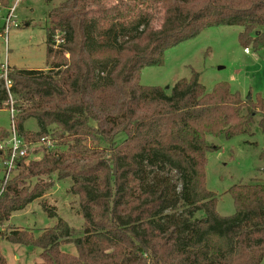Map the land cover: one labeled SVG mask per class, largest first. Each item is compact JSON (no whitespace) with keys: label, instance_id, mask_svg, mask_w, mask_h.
Returning <instances> with one entry per match:
<instances>
[{"label":"trees","instance_id":"obj_1","mask_svg":"<svg viewBox=\"0 0 264 264\" xmlns=\"http://www.w3.org/2000/svg\"><path fill=\"white\" fill-rule=\"evenodd\" d=\"M11 6L0 0V31ZM48 20L47 69L9 66L10 86L0 75V109L17 111L26 139L51 136L55 125L52 135L66 149L21 158L18 173L0 179V228L43 198L57 173L73 181L83 232L73 239L76 229L43 201L53 226L39 236L15 226L4 238L40 248L33 264H262L264 178L231 186L235 212L221 215L206 166L207 152L219 149L208 134L251 132L258 113L264 131L263 95L245 98L226 81L209 90L197 71L171 88L141 77L145 67L165 63L168 48L212 26H241V45L261 49L264 30L255 31L264 27V0H65ZM30 118L39 131L25 129ZM155 169L179 172V182L152 176ZM180 207L182 215L170 212ZM67 243L76 254L62 250Z\"/></svg>","mask_w":264,"mask_h":264},{"label":"rangeland","instance_id":"obj_2","mask_svg":"<svg viewBox=\"0 0 264 264\" xmlns=\"http://www.w3.org/2000/svg\"><path fill=\"white\" fill-rule=\"evenodd\" d=\"M64 1L11 0L12 6L16 4L15 15L18 26H12L5 34L0 31V75L1 67L4 65L47 69L48 12ZM6 12L7 8H4L3 15ZM260 28L264 30V27L260 26L255 31L256 34L260 32ZM242 30L241 26L230 25L204 29L199 35L168 48L165 51L163 65L145 67L142 71L141 83L171 88L177 80L190 78L193 71H197L200 75V82L209 90L216 83L226 81L233 91H239L245 98L250 94L255 99L258 93L264 97V47L254 50L250 46L249 52H246L239 40ZM62 35L58 31L55 40H62ZM261 116V113L255 115L254 122L251 124V132L231 138L223 135L218 137L207 135L209 144L219 146V149L207 152L206 174L208 188L217 193V211L221 215H231L235 212L233 198L227 192L231 186L240 182H249L253 178H264V131L259 126ZM11 118L9 109H0V179L5 173L3 160L7 152L6 149L1 148V145L9 138ZM24 126L27 131L40 130V125L35 118L28 119ZM2 130L9 131L7 137H2ZM56 130V126L53 125L49 131L52 137L50 144L26 139L32 142H27L29 153L28 156L22 158L26 161L39 160L46 154H57L65 150L60 140L52 135ZM124 137L125 134L121 133L117 136V140L120 141ZM91 144L100 147L106 145L103 141ZM17 173L16 168L11 177ZM154 174L166 175L172 179L173 183H178L180 179L179 172L175 170L158 171L155 169L152 176ZM51 177L55 183L46 191L43 198L37 199L24 210L15 212L3 226V230L0 228V231H3L0 235V254L4 256L6 264H33L41 260L40 248L10 242L3 235L9 233L12 227L19 226L31 229L36 236H39L43 229L53 226L55 219L50 218L42 209L43 201L56 207L59 215L76 229L73 239L82 235L84 217L81 212L80 198L71 191L72 179L60 180L57 173L52 174ZM36 181L37 178H33L28 183L33 185ZM170 212L182 215L183 208L180 207ZM62 250L77 253L74 243L64 244ZM262 264H264V259Z\"/></svg>","mask_w":264,"mask_h":264},{"label":"built area","instance_id":"obj_3","mask_svg":"<svg viewBox=\"0 0 264 264\" xmlns=\"http://www.w3.org/2000/svg\"><path fill=\"white\" fill-rule=\"evenodd\" d=\"M15 10H16V4L14 6L9 7L7 9V12L4 14L2 18L4 22V30L2 31L3 34H5L6 32L8 33L9 29L12 26H18ZM60 42H62V40L58 39L57 44H59ZM245 51L249 52V48H246ZM1 71L6 79L7 86H10L12 81L7 78L9 65L2 66ZM9 110L11 111V115H12L10 135L9 138L7 140H4L1 145L2 149L7 150L6 156L3 160L5 173L2 178V181H7L11 177L13 170L16 169L18 166V160L20 158L28 156L29 144L27 142H32V141H27L26 138L19 132L17 128V121H16L17 111L13 107L10 108ZM51 140H52L51 136H45L42 137V139L39 141L48 142V144H50ZM2 181H0V184H2Z\"/></svg>","mask_w":264,"mask_h":264},{"label":"water","instance_id":"obj_4","mask_svg":"<svg viewBox=\"0 0 264 264\" xmlns=\"http://www.w3.org/2000/svg\"><path fill=\"white\" fill-rule=\"evenodd\" d=\"M247 98H248V99L251 98V95L249 94Z\"/></svg>","mask_w":264,"mask_h":264},{"label":"crops","instance_id":"obj_5","mask_svg":"<svg viewBox=\"0 0 264 264\" xmlns=\"http://www.w3.org/2000/svg\"><path fill=\"white\" fill-rule=\"evenodd\" d=\"M9 224H10V223H9ZM11 225H13V226H14V224H11ZM2 228H3V227H1V230H3Z\"/></svg>","mask_w":264,"mask_h":264}]
</instances>
